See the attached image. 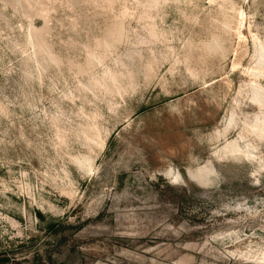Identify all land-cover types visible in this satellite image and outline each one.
Masks as SVG:
<instances>
[{
	"label": "rangeland",
	"instance_id": "obj_1",
	"mask_svg": "<svg viewBox=\"0 0 264 264\" xmlns=\"http://www.w3.org/2000/svg\"><path fill=\"white\" fill-rule=\"evenodd\" d=\"M0 264H264V0H0Z\"/></svg>",
	"mask_w": 264,
	"mask_h": 264
},
{
	"label": "clouds",
	"instance_id": "obj_2",
	"mask_svg": "<svg viewBox=\"0 0 264 264\" xmlns=\"http://www.w3.org/2000/svg\"><path fill=\"white\" fill-rule=\"evenodd\" d=\"M160 175L171 187H178L184 185L183 176L180 173V170L174 165H169L165 170L160 172Z\"/></svg>",
	"mask_w": 264,
	"mask_h": 264
}]
</instances>
